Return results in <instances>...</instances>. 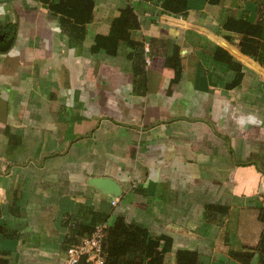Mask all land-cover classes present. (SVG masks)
<instances>
[{
    "label": "crops",
    "instance_id": "0c3cea01",
    "mask_svg": "<svg viewBox=\"0 0 264 264\" xmlns=\"http://www.w3.org/2000/svg\"><path fill=\"white\" fill-rule=\"evenodd\" d=\"M93 1L82 38L40 0H0V252L61 264L94 211L166 234L203 264H240L230 253L255 248L263 228L264 59L241 53L223 22H257L261 2L193 1L181 17L145 0ZM127 5L145 81L125 43L116 56L92 52ZM215 47L240 64L238 87Z\"/></svg>",
    "mask_w": 264,
    "mask_h": 264
},
{
    "label": "trees",
    "instance_id": "16d2710c",
    "mask_svg": "<svg viewBox=\"0 0 264 264\" xmlns=\"http://www.w3.org/2000/svg\"><path fill=\"white\" fill-rule=\"evenodd\" d=\"M40 1L48 5L52 14L60 15L62 22L66 23L70 20L72 22L70 33H74V28L77 33L81 30L83 38L85 33L84 26L90 23L92 19L93 0ZM145 1L155 2L163 13L185 17L189 10L190 2H205L208 5L216 6L223 0ZM256 1L261 2L263 8L259 13L257 22L252 23L242 17H228L223 22V30L240 38L238 48L241 53L258 62H262L264 59V0ZM138 27L137 17L131 6L127 5L124 9L119 10L118 16L113 19L108 35L95 37L92 52L96 53L104 50L108 55L116 56L120 45L125 43L135 51L127 55L128 59L133 62L134 75L145 81L143 44L131 39L130 34L132 30ZM213 57L215 60L225 63L231 71L235 72V78L229 88L238 87L242 79L240 64L219 47L214 48ZM167 61V64L174 69V80H178L181 73L178 54H175L173 59L170 58ZM207 209H210V207ZM219 211L222 215L227 213L225 208H219ZM258 220L263 225L258 245L255 248H244L242 251L230 253L232 258L240 264H253V260L256 261L255 264H264V206L259 208ZM101 224H107L103 242L106 264H172V261H174V264H203L197 251L180 249L174 251L173 239L166 234H154L148 228L126 222L122 216L112 218L109 215L94 211L90 213L89 218L85 222L77 224V230L74 234L79 239H67L64 244V250L80 239L90 236L95 228ZM3 233H5L4 229L0 227V234ZM0 264H11L8 254L0 252Z\"/></svg>",
    "mask_w": 264,
    "mask_h": 264
},
{
    "label": "built area",
    "instance_id": "2783aa9c",
    "mask_svg": "<svg viewBox=\"0 0 264 264\" xmlns=\"http://www.w3.org/2000/svg\"><path fill=\"white\" fill-rule=\"evenodd\" d=\"M106 229L107 224L98 225L90 236L69 245L61 264H106L103 244Z\"/></svg>",
    "mask_w": 264,
    "mask_h": 264
},
{
    "label": "water",
    "instance_id": "95a60500",
    "mask_svg": "<svg viewBox=\"0 0 264 264\" xmlns=\"http://www.w3.org/2000/svg\"><path fill=\"white\" fill-rule=\"evenodd\" d=\"M92 183L96 186L101 185L106 189H110L113 194L119 195V188L117 184L111 179H93Z\"/></svg>",
    "mask_w": 264,
    "mask_h": 264
},
{
    "label": "clouds",
    "instance_id": "9594fccd",
    "mask_svg": "<svg viewBox=\"0 0 264 264\" xmlns=\"http://www.w3.org/2000/svg\"><path fill=\"white\" fill-rule=\"evenodd\" d=\"M243 121H241V123H242Z\"/></svg>",
    "mask_w": 264,
    "mask_h": 264
}]
</instances>
